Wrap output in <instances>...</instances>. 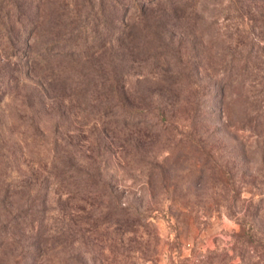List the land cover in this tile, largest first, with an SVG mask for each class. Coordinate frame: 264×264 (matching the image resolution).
I'll list each match as a JSON object with an SVG mask.
<instances>
[{"label": "rangeland", "instance_id": "obj_1", "mask_svg": "<svg viewBox=\"0 0 264 264\" xmlns=\"http://www.w3.org/2000/svg\"><path fill=\"white\" fill-rule=\"evenodd\" d=\"M90 1L96 4H66ZM110 1L152 5L133 18L126 40L95 60V71L104 68L124 78L134 90L130 108L159 104L173 126L138 135L139 154L131 157L134 147L117 140L125 150L119 152L124 163L115 166L112 182L123 192L121 205L144 214L168 211L149 216V231L138 225L120 243L101 234L76 242L63 224L61 243H41L45 251L33 259L37 245L26 235L36 224L31 214L43 206L45 189L36 193L35 170L43 176L40 185L47 186L48 170L66 165L59 140L49 146L54 123L58 121L59 137L65 125H79L83 117L42 111L38 77L0 47V264H264V0ZM230 63L231 69L220 75ZM218 86L219 101L211 104L205 94ZM206 103L212 111L205 112ZM185 135L208 154L203 169L187 159L167 172L153 192L142 191L138 182L144 180L149 160ZM253 214V225L243 227L242 220L250 221ZM44 227L50 229L52 223L43 221ZM243 228L248 239L238 235ZM20 247L27 249L23 262L13 259Z\"/></svg>", "mask_w": 264, "mask_h": 264}, {"label": "trees", "instance_id": "obj_2", "mask_svg": "<svg viewBox=\"0 0 264 264\" xmlns=\"http://www.w3.org/2000/svg\"><path fill=\"white\" fill-rule=\"evenodd\" d=\"M16 1L27 4H16ZM50 1L4 0L0 4V47L5 55L21 60L22 68L29 67L38 77L36 96L41 110L52 109L58 116H64L65 111L68 115L81 113L83 117L79 125H65L64 135L59 137H56L58 121L54 123L49 146L52 149L59 140L66 151V165L54 167L57 172L48 170L47 186L40 185L43 176L35 170L36 193L45 187L41 192L44 201H40L43 206L31 214L36 224L26 235L37 245L33 253L36 260L45 251L41 243H61L63 224L76 242L92 241L101 234L113 243L115 240L120 243L138 225L148 227L149 231L148 217L161 216L168 209L144 214L129 204H120L123 192L114 187L112 176L115 166L123 162L119 152L125 150L117 140L134 147L131 157L139 154L135 146L138 135H155L173 128L159 104L129 107L134 90L124 78L113 77L104 68L95 71V60L105 50L126 40L134 25L133 18L143 15L152 4H112L110 0H95L96 4L91 1L66 4L68 0H64L65 4H50ZM162 5L177 9L191 4ZM232 66V63L223 66L220 75ZM219 89L220 86L207 90L205 99L211 104L219 101ZM196 101L197 97L193 105ZM209 104L206 103L205 112L212 111ZM187 159L194 166L198 163L201 170L208 161V154L190 135H185V140L175 139L164 154L149 160L145 178L138 182L141 190L153 192L157 184H163L167 172H175ZM104 175L109 178L105 180ZM256 209L257 204H253L252 213ZM254 216L249 217L250 221L242 220V226L251 227ZM43 221H50L52 227L42 229ZM238 235L245 239L250 236L244 228ZM26 250L20 247L13 259L23 262Z\"/></svg>", "mask_w": 264, "mask_h": 264}]
</instances>
